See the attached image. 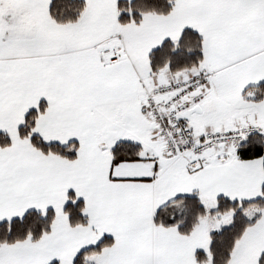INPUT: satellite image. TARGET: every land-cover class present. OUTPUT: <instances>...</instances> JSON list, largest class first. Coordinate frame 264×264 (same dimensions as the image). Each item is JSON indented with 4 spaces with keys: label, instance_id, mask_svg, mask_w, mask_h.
Listing matches in <instances>:
<instances>
[{
    "label": "snow or ice",
    "instance_id": "snow-or-ice-1",
    "mask_svg": "<svg viewBox=\"0 0 264 264\" xmlns=\"http://www.w3.org/2000/svg\"><path fill=\"white\" fill-rule=\"evenodd\" d=\"M0 264H264V0H0Z\"/></svg>",
    "mask_w": 264,
    "mask_h": 264
}]
</instances>
